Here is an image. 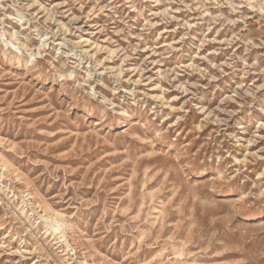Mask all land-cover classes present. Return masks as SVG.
<instances>
[{"label": "rangeland", "instance_id": "374dc122", "mask_svg": "<svg viewBox=\"0 0 264 264\" xmlns=\"http://www.w3.org/2000/svg\"><path fill=\"white\" fill-rule=\"evenodd\" d=\"M0 264H264V0H0Z\"/></svg>", "mask_w": 264, "mask_h": 264}]
</instances>
